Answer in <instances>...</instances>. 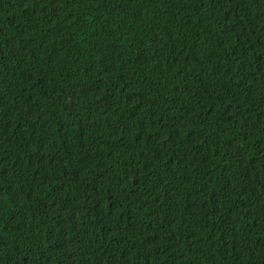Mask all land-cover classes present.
I'll list each match as a JSON object with an SVG mask.
<instances>
[{"label":"trees","instance_id":"16d2710c","mask_svg":"<svg viewBox=\"0 0 264 264\" xmlns=\"http://www.w3.org/2000/svg\"><path fill=\"white\" fill-rule=\"evenodd\" d=\"M0 264H264V0H0Z\"/></svg>","mask_w":264,"mask_h":264},{"label":"clouds","instance_id":"9594fccd","mask_svg":"<svg viewBox=\"0 0 264 264\" xmlns=\"http://www.w3.org/2000/svg\"><path fill=\"white\" fill-rule=\"evenodd\" d=\"M241 204H244V205H251V207H253V208H255L257 211H253V214L255 215V216H258L260 213H261V211H262V209H258V208H261L263 205H259V204H251L250 202L249 203H245V201H241ZM243 212H245V211H243ZM247 213V212H246ZM248 213H250V212H248ZM252 213V212H251ZM184 228H178V229H175V230H173L172 232H170V233H179L178 234V236H176V239L178 240V241H181L182 243H185L186 242V237H185V235H184ZM170 233H167V234H170ZM165 234H161V235H157L156 237L157 238H159V240H157L156 241V245L157 246H161L162 245V243H164V242H168V239H166L165 238V236H164ZM155 237V238H156ZM235 249H239V245H236L235 246Z\"/></svg>","mask_w":264,"mask_h":264},{"label":"water","instance_id":"95a60500","mask_svg":"<svg viewBox=\"0 0 264 264\" xmlns=\"http://www.w3.org/2000/svg\"><path fill=\"white\" fill-rule=\"evenodd\" d=\"M245 203H249V202L245 201Z\"/></svg>","mask_w":264,"mask_h":264}]
</instances>
